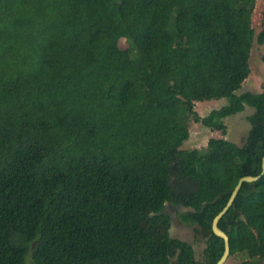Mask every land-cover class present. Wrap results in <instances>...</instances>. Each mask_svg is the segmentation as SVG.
Listing matches in <instances>:
<instances>
[{"label":"trees","instance_id":"obj_1","mask_svg":"<svg viewBox=\"0 0 264 264\" xmlns=\"http://www.w3.org/2000/svg\"><path fill=\"white\" fill-rule=\"evenodd\" d=\"M256 1L0 0V264L216 263L212 219L264 154V91L238 92ZM245 105L241 144L181 148L191 121L224 135ZM218 226L237 264H264V173Z\"/></svg>","mask_w":264,"mask_h":264},{"label":"rangeland","instance_id":"obj_2","mask_svg":"<svg viewBox=\"0 0 264 264\" xmlns=\"http://www.w3.org/2000/svg\"><path fill=\"white\" fill-rule=\"evenodd\" d=\"M251 24L254 29V41L250 50L249 67L250 72L247 78L242 83L238 92L249 90L255 93L264 91V62L262 56L264 55V44H259L256 41L257 34L264 30V0H257L251 15ZM119 45L122 48L127 47L125 39L119 40ZM226 104L225 98L210 99L194 102V109L200 116L207 115L212 109L219 108ZM253 112V108L245 105V108L240 113L227 116L223 119L226 125V133L223 135L218 130H211L201 123L190 122L189 137L181 145L182 149L203 148L210 137L225 138L231 142L241 144L250 127L246 117ZM170 212V209H167ZM171 227L169 229L170 235L193 244L196 258L201 257L202 249L204 247L203 241L199 236L195 235L194 227L191 225L182 224L176 213L170 214ZM238 257H229L224 264H237Z\"/></svg>","mask_w":264,"mask_h":264},{"label":"water","instance_id":"obj_3","mask_svg":"<svg viewBox=\"0 0 264 264\" xmlns=\"http://www.w3.org/2000/svg\"><path fill=\"white\" fill-rule=\"evenodd\" d=\"M264 173V154L261 157V169H260V173L257 175H244L241 176L235 186L233 187L226 203L224 204V206L216 213V215L213 217L212 222H211V229L212 232L220 237L223 241V252L220 256V258L216 261L215 264H224L226 262V260L229 257V237L228 235L218 226V222L220 220V218L227 212V210L229 209V207L232 205L237 193L239 192L242 184L244 182H253L255 180H257L262 174ZM131 264H138V263H131Z\"/></svg>","mask_w":264,"mask_h":264},{"label":"flooded vegetation","instance_id":"obj_4","mask_svg":"<svg viewBox=\"0 0 264 264\" xmlns=\"http://www.w3.org/2000/svg\"><path fill=\"white\" fill-rule=\"evenodd\" d=\"M167 209H170V212ZM178 209L182 210L181 208H178ZM164 211L169 213V214L176 213V209L173 208L172 206H170L169 204L165 205Z\"/></svg>","mask_w":264,"mask_h":264},{"label":"crops","instance_id":"obj_5","mask_svg":"<svg viewBox=\"0 0 264 264\" xmlns=\"http://www.w3.org/2000/svg\"><path fill=\"white\" fill-rule=\"evenodd\" d=\"M190 133V132H189Z\"/></svg>","mask_w":264,"mask_h":264}]
</instances>
